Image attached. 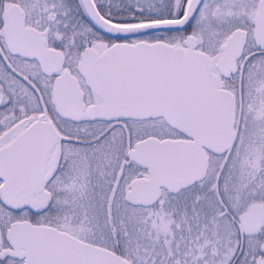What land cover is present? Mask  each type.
Returning a JSON list of instances; mask_svg holds the SVG:
<instances>
[{
    "label": "snow or ice",
    "instance_id": "snow-or-ice-1",
    "mask_svg": "<svg viewBox=\"0 0 264 264\" xmlns=\"http://www.w3.org/2000/svg\"><path fill=\"white\" fill-rule=\"evenodd\" d=\"M0 264H264V0H0Z\"/></svg>",
    "mask_w": 264,
    "mask_h": 264
}]
</instances>
